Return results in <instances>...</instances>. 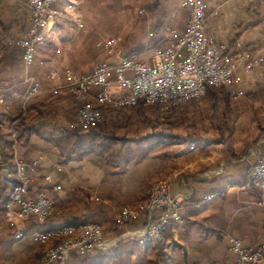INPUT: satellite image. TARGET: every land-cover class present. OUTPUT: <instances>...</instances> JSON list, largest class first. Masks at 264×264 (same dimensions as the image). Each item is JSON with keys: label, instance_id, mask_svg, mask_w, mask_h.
I'll return each mask as SVG.
<instances>
[{"label": "crops", "instance_id": "obj_1", "mask_svg": "<svg viewBox=\"0 0 264 264\" xmlns=\"http://www.w3.org/2000/svg\"><path fill=\"white\" fill-rule=\"evenodd\" d=\"M207 2L211 14L207 37L230 51L264 54V0ZM92 3L98 4L56 0L55 7L62 10L75 4L79 20L52 23L45 44L38 48L37 61L27 66L10 38L29 31L32 8L26 0H0V217L16 181L15 156L34 172L31 194L35 197L46 190L57 199L48 222L20 224L27 233L22 240L14 238V228L4 225L0 264H44L40 244L29 234L89 221L104 227L108 248L87 257L74 253L64 264H231L230 236L249 247L264 242V205L259 204L263 194L248 177L255 155L264 152L259 132L264 66L247 71L238 65L235 86L245 90L243 96H233L230 87L221 86L206 100L172 109L173 131L148 126L150 112L141 102L132 108L105 107L104 124L83 131L79 140L71 138L65 133L72 120L68 115L75 118L80 102L67 90L68 79L57 74L65 69L88 73L104 60H114L97 46V32H90L89 28L102 27L82 7ZM110 3L115 5L110 12L129 13L128 9L120 12V0ZM181 3L172 14L176 17L172 28L178 32L185 30L189 19ZM121 18L112 19L131 20L128 15ZM98 49L106 52L105 58ZM29 76L41 82L42 90L24 107ZM57 88H62L60 93ZM121 117L126 118L124 123L117 122ZM184 122L191 125L185 133ZM102 142L104 146H98ZM160 180L180 200L182 219L170 222L162 242H151L141 234L148 213L129 220L119 215L124 206L143 203L152 184ZM54 184H61L62 191L54 193ZM209 194L213 197L208 200Z\"/></svg>", "mask_w": 264, "mask_h": 264}, {"label": "built area", "instance_id": "obj_2", "mask_svg": "<svg viewBox=\"0 0 264 264\" xmlns=\"http://www.w3.org/2000/svg\"><path fill=\"white\" fill-rule=\"evenodd\" d=\"M26 1L32 8L31 27L24 36H13L10 41L21 49L24 64L32 66L37 61L38 48L47 40L51 24L66 19L79 20V17L74 5L62 10L55 7L56 0ZM181 4L189 11L185 30L169 29L168 41L155 49L150 60L124 56L114 39L104 38L97 42V46L106 50L114 60H104L88 73L65 69L57 74L68 79L67 90L80 102L77 115L67 128L85 131L102 124L107 106L134 107L142 102L147 106L160 105L170 109L179 103L201 99L210 87L221 86L230 87L233 96L245 95V90L235 86L238 65L247 71L263 67L264 54L251 50L230 51L207 37L205 27L211 15L207 0H182ZM25 82L24 107L42 90L41 82L34 76L27 77ZM61 90L57 88L55 92ZM15 174L17 181L0 217V247L5 224L15 229L16 240H22L27 233L20 224L32 220L48 222L56 210L57 199L52 192L42 190L35 197L31 194L34 172L18 156H15ZM248 177L260 188L263 197L259 204L264 205V153L251 163ZM49 180L53 181V178L49 177ZM62 189L61 184H54L53 192ZM212 197V194L206 195L208 200ZM158 210L161 213L154 216ZM142 212H147L150 217L141 234L151 242H162L170 222L182 219L180 200L165 182L153 186L144 205L123 208L119 218L134 219ZM28 236L38 244L48 246L42 256L45 264H64L74 253L87 257L109 246L104 227L96 221L64 223L33 231ZM228 241L234 255L231 264H264V242L249 247L236 236H230Z\"/></svg>", "mask_w": 264, "mask_h": 264}, {"label": "rangeland", "instance_id": "obj_3", "mask_svg": "<svg viewBox=\"0 0 264 264\" xmlns=\"http://www.w3.org/2000/svg\"><path fill=\"white\" fill-rule=\"evenodd\" d=\"M94 1L98 2V4L96 3L95 4L92 3L90 5L82 4V7L86 8L89 11V15L92 17V19H96L97 24H100L102 26L101 28H96V29L89 28L90 32H92L93 34L94 32L95 33L97 32L98 34L97 37H99L98 41L104 38L114 39L116 41L117 49L120 52H122L123 55H130L143 60H150L152 55L154 54V48L159 44L160 45L165 44V39L168 34V31L169 29L174 27L173 24L176 20V17H174L172 14L175 10L178 9V5H179V0H125V1L120 0V2H122L119 5L120 12H122V10L125 11L128 9L129 13L126 14V11L125 13L110 12L111 9L115 8V5L111 4L110 0H94ZM74 6L76 5L74 4ZM127 15L131 19L129 23L122 21L113 22L112 18L115 19L116 17L123 18L126 17ZM125 20L126 18L124 19V21ZM148 36L157 38L158 41L156 40L157 42H155V40L146 39ZM98 51L101 52L102 58L106 57L105 56L106 52L104 50L98 49ZM209 96L210 94L207 93L201 99L192 100L186 103H179L173 105L170 109H164L160 106H151L150 108L147 109L150 112V116L149 119L145 121V123H147L148 126H150L152 129L158 128L160 126H166L167 129L173 131V129L176 126V123L172 119L173 115L169 114L172 109H174L175 107L179 108L191 102H200L206 100ZM145 106L147 108V105ZM128 108H132V107H128ZM75 114L76 112L73 115ZM53 116L56 117L57 113H55ZM68 116H70V119H72L71 122L75 119L73 118L71 113ZM125 119H126L125 117H121L117 122L124 123ZM106 120H107V115L105 113V121L102 124H104ZM259 123H260L259 132L260 135L264 138V116H262V118L259 119ZM189 127H191L190 123L184 122L181 128L185 133L188 132V130L190 129ZM201 128L207 129L208 127L207 126L205 127L203 125L201 126ZM73 143H70L69 146L72 147ZM262 153H258L257 155H255L256 158ZM159 182H165V181L160 180L152 184V186L149 189V194L153 186ZM149 194H148V198H149ZM148 198L143 203L133 206L127 205L124 206L123 208L125 207L137 208L141 205H144L148 201ZM143 213L144 212H142L141 214ZM37 247L39 248L41 253L40 260L41 262H43L42 256L48 249V246L38 245ZM70 258L72 257L70 256ZM74 259L78 260L80 258L74 257Z\"/></svg>", "mask_w": 264, "mask_h": 264}, {"label": "trees", "instance_id": "obj_4", "mask_svg": "<svg viewBox=\"0 0 264 264\" xmlns=\"http://www.w3.org/2000/svg\"><path fill=\"white\" fill-rule=\"evenodd\" d=\"M218 91V88L217 87H210L209 89H208V92L207 93H209L210 95L211 94H215L216 92ZM144 104V103H143ZM156 106H160V105H156ZM151 106H147V108H150ZM161 107V106H160ZM99 125H101V124H99ZM99 125H96V126H99ZM93 127H95V126H93ZM92 128V127H91ZM91 128H89V129H91ZM83 132V130H72V129H69V128H67L66 127V129H65V133H66V135H68L69 137H75L76 139H78L79 140V137L81 136V133ZM104 142H102V144H99L98 146H104ZM94 145H96V144H94ZM93 145V146H94ZM97 146V145H96ZM17 181V180H16ZM16 181H15V183H16ZM8 203H9V199L7 200V202H6V206H8Z\"/></svg>", "mask_w": 264, "mask_h": 264}]
</instances>
